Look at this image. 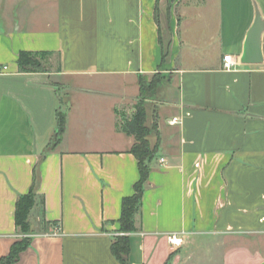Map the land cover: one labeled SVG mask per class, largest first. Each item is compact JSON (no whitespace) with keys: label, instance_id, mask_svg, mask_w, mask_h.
<instances>
[{"label":"crops","instance_id":"crops-1","mask_svg":"<svg viewBox=\"0 0 264 264\" xmlns=\"http://www.w3.org/2000/svg\"><path fill=\"white\" fill-rule=\"evenodd\" d=\"M258 15L264 0H0V264L24 238L7 264H122L112 243L140 178L122 124L159 71L171 77L149 100L157 152L129 264H264V31L262 60L241 59ZM22 51L48 53L46 69L22 71Z\"/></svg>","mask_w":264,"mask_h":264},{"label":"trees","instance_id":"trees-1","mask_svg":"<svg viewBox=\"0 0 264 264\" xmlns=\"http://www.w3.org/2000/svg\"><path fill=\"white\" fill-rule=\"evenodd\" d=\"M167 48L165 55H167ZM48 53H32L22 51L18 59L19 67L22 71H40L46 69L45 62ZM41 57V58H40ZM160 79L157 73L150 76H140V94L136 105V112L130 118L124 121L122 129L135 136V142L131 147V152L137 157L140 169V178L134 185V193L125 196L122 204V214L119 219L120 235L116 236L112 243V252L122 264H129V254L131 250L129 233L138 231L137 220L141 216L142 201L145 186L150 175L151 162L156 157L157 148L152 147L149 135L155 128L147 124V103L148 99L156 95ZM67 115L64 110L57 112V129L54 135L57 143L66 130ZM35 205V193L31 190L28 194L21 195L16 205V223L21 231L29 232V214ZM28 238H24L17 243L9 257L2 259V264H7L18 258L21 250L27 247Z\"/></svg>","mask_w":264,"mask_h":264},{"label":"water","instance_id":"water-1","mask_svg":"<svg viewBox=\"0 0 264 264\" xmlns=\"http://www.w3.org/2000/svg\"><path fill=\"white\" fill-rule=\"evenodd\" d=\"M263 31H264V20L260 15H258L256 21L251 26L248 32L245 50L241 58L242 62L258 63L262 60L261 42H262Z\"/></svg>","mask_w":264,"mask_h":264},{"label":"rangeland","instance_id":"rangeland-1","mask_svg":"<svg viewBox=\"0 0 264 264\" xmlns=\"http://www.w3.org/2000/svg\"><path fill=\"white\" fill-rule=\"evenodd\" d=\"M170 6L169 7H166L165 5H162V6H159V8H158V12H157V17H158V19H160L161 21H162V25H163V32H164V41H166L167 42V38H168V36H170L169 35V28H168V26L167 25H169L170 24V21H169V19H170V16H171V13H170ZM41 58V57H40ZM41 61H43V62H45V67H46V59L45 58H41ZM157 75H158V78L160 79V83H159V85H158V89H157V93H156V95H154L153 97H151L150 99H148V105H147V117H148V124L150 125L151 123V118L154 116V114H153V111H154V104H156L157 102L155 101V102H150L149 100H157L158 99V93L160 92L159 91V88H160V86H162L164 83H166L168 80H169V78L171 77V74L170 73H168L167 71H159V72H157ZM151 77V76H150ZM162 92V91H161ZM64 96H65V100L68 98H70V95L69 94H64ZM150 103L152 104V105H150ZM200 258L202 259V260H205V259H207L206 257H204V256H202V255H200Z\"/></svg>","mask_w":264,"mask_h":264},{"label":"built area","instance_id":"built-area-1","mask_svg":"<svg viewBox=\"0 0 264 264\" xmlns=\"http://www.w3.org/2000/svg\"><path fill=\"white\" fill-rule=\"evenodd\" d=\"M236 65H237V59H235L232 55L225 56L224 62H223V67L225 69L231 70L235 68ZM181 122L182 120L179 116H175L171 120H169L170 124H179ZM162 161H164V159H162ZM169 241L173 245L180 246L182 245L184 239L182 236H179L177 234H172V235H169Z\"/></svg>","mask_w":264,"mask_h":264}]
</instances>
